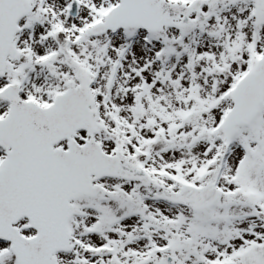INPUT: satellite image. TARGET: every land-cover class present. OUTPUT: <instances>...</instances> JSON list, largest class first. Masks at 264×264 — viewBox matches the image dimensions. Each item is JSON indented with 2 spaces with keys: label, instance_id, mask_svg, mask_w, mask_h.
<instances>
[{
  "label": "snow or ice",
  "instance_id": "obj_1",
  "mask_svg": "<svg viewBox=\"0 0 264 264\" xmlns=\"http://www.w3.org/2000/svg\"><path fill=\"white\" fill-rule=\"evenodd\" d=\"M0 264H264V0H0Z\"/></svg>",
  "mask_w": 264,
  "mask_h": 264
}]
</instances>
